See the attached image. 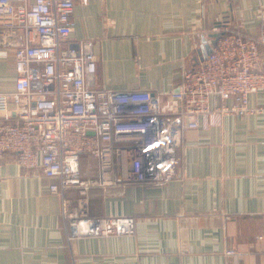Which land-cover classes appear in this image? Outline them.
<instances>
[{"label": "crops", "instance_id": "obj_1", "mask_svg": "<svg viewBox=\"0 0 264 264\" xmlns=\"http://www.w3.org/2000/svg\"><path fill=\"white\" fill-rule=\"evenodd\" d=\"M263 10L264 0L77 1L72 36L94 40L98 88L151 91L169 113L171 93L185 84L190 99L211 104L202 70L214 28L257 36ZM261 54L264 70V45ZM16 77L13 52L0 48V92L14 91ZM249 100L264 108V91ZM80 168L85 179L100 174L90 153ZM55 182L21 167L15 153L0 161V264H264V112L224 115L207 129L186 119L177 173L165 185L92 188L90 212L134 216L133 235L70 240Z\"/></svg>", "mask_w": 264, "mask_h": 264}, {"label": "built area", "instance_id": "obj_2", "mask_svg": "<svg viewBox=\"0 0 264 264\" xmlns=\"http://www.w3.org/2000/svg\"><path fill=\"white\" fill-rule=\"evenodd\" d=\"M77 1L89 2L0 0V48L13 52L17 72L14 91L0 92V161L15 153L21 167L58 179L49 189L63 197L70 240L130 236L136 218L93 215L89 191L121 183L165 185L177 173L186 119L190 128L207 129L224 115L264 112L249 100L264 91V10L258 40L227 25L214 28L223 34L202 70L216 86L211 104L202 107L190 99L191 86L185 84L171 93L174 107L168 113L151 91L96 86L94 40L72 36ZM85 152L99 160L96 178L81 174ZM70 190L78 197H67Z\"/></svg>", "mask_w": 264, "mask_h": 264}, {"label": "water", "instance_id": "obj_3", "mask_svg": "<svg viewBox=\"0 0 264 264\" xmlns=\"http://www.w3.org/2000/svg\"><path fill=\"white\" fill-rule=\"evenodd\" d=\"M222 34H223L222 32H217V33H213L211 35L213 45H216L217 44V42L220 39V37L222 36Z\"/></svg>", "mask_w": 264, "mask_h": 264}, {"label": "trees", "instance_id": "obj_4", "mask_svg": "<svg viewBox=\"0 0 264 264\" xmlns=\"http://www.w3.org/2000/svg\"><path fill=\"white\" fill-rule=\"evenodd\" d=\"M231 32H238V33H241V34H243L244 36H246V37H251V38H255V39H257L258 40V38H259V35H260V33L257 35V36H250V35H248V34H246V33H243L242 31H240V30H230Z\"/></svg>", "mask_w": 264, "mask_h": 264}]
</instances>
